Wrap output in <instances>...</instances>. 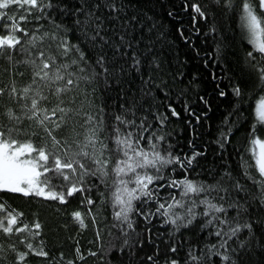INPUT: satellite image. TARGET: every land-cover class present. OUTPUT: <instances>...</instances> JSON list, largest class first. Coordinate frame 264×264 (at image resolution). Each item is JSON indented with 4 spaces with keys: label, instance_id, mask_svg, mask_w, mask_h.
<instances>
[{
    "label": "trees",
    "instance_id": "trees-1",
    "mask_svg": "<svg viewBox=\"0 0 264 264\" xmlns=\"http://www.w3.org/2000/svg\"><path fill=\"white\" fill-rule=\"evenodd\" d=\"M48 2L42 0L45 5ZM52 3L53 8L45 9L38 22L30 17L32 22L22 26L31 32L39 24L42 32L56 33L58 38L66 32L69 43L79 45L90 62L87 66L81 65L90 78L80 81L79 89L66 97V100L73 101L69 106L78 109L80 114L73 112L69 126L55 135L71 139L74 126L83 133L79 123L87 115L103 120L102 128L108 127L112 123L111 118L121 111V105L131 104L135 99L140 109L138 115L149 116L153 129L165 137L163 146L175 156L183 159L191 156L193 151L203 153L191 168L169 165L165 169L168 180L187 177L195 182L211 184L229 172L232 199L242 204L246 211L238 215V209L228 208L230 225L202 229L200 223L194 222L179 230L165 224L160 216H150L145 220L134 211L130 213L133 229H127L114 216L119 208L113 207L112 192L115 189L112 176L106 183L92 178L88 181L90 191L78 192L68 197L66 203L0 191V204L5 209L0 212V219L8 213L22 214L14 228L27 225L23 232L14 230L11 234H4L0 231V264H69V261L72 264H150L148 256H153L156 264H171L172 260L177 264H264V177L257 170L251 145L254 136H264V123L257 120L255 113L256 102L264 97V81L260 79L264 70V54L253 49L241 28L242 0H232L230 8L224 0L220 4L214 0H115L121 9L119 12L105 7V0H52ZM97 3L101 5L98 9L94 7ZM193 3L204 5L202 10L206 11V18H200L192 11ZM82 5V11L93 10L101 17L105 29L103 34L111 37L112 41L119 43V36L125 34L126 40L133 44L132 50L125 49L127 55L117 53L113 56V49H105L111 75L100 74L91 78L98 49L91 47L76 24L78 18L85 19L76 11ZM0 11L17 18L24 14L15 5ZM33 11L34 15H41ZM193 16L197 19L193 20ZM5 23H8L7 18ZM57 25L61 27L57 28ZM0 34H6L3 24H0ZM57 43L58 39H46L43 46L48 48L51 45V52L57 53ZM132 51L142 62L139 72L132 67ZM249 52L253 55L249 56ZM11 57L9 59L8 50L0 54V88L4 89L0 96V113L12 109L16 115L24 117L21 106L30 104V99H13L9 92L15 86L17 93L21 94L22 89L32 83L33 68L21 62L26 53L19 47ZM73 58H76L73 53L60 57L68 63ZM74 69H77L76 65H72L69 71ZM95 71L102 73L99 68ZM149 78L152 81L151 95L143 97L142 90L148 87L144 81ZM37 86L33 85L34 88ZM237 88L240 89L239 95L235 94ZM43 91L49 99L41 101V107H55L56 97L48 88ZM169 104L179 113L178 117H173L168 111ZM186 105L195 115L185 110ZM145 109L149 111L146 113ZM156 112L168 116L162 128L153 118ZM0 124L6 134L9 128L22 129L20 133H11V137L20 143L31 140L34 144H42L48 140L50 144L47 133L34 120L22 118L16 122L2 115ZM33 132H38L39 136H33ZM221 132L227 134L223 149L216 143ZM104 135L107 133L100 138L104 139ZM80 139H83L82 135ZM108 143L114 146L111 141ZM236 182L242 186V191L232 189L231 185ZM52 183L57 186L53 190L59 191L65 182L61 177ZM180 191L179 188H165L160 191V196L167 198L169 193H174L179 199ZM88 198L94 201L92 205L87 204ZM133 203L145 213L155 212V201ZM203 210V206L197 208L198 212ZM75 211L82 213L85 228L81 229L73 219ZM174 211L182 213L183 209ZM217 215L225 217L223 213ZM198 219L203 222L205 218ZM37 222L41 224L40 229L34 227ZM245 223L250 228L243 227ZM237 226H240L237 236L225 248H219L220 238L214 234L217 228L227 231L229 227ZM37 232L39 235H35ZM241 241H245L246 246L242 247ZM28 243L33 244L36 250L43 248L48 255L42 257L29 252ZM21 252L28 253L23 261L18 256ZM93 252L95 255L90 254ZM224 255H228L231 262L224 260ZM193 256L197 259L194 260Z\"/></svg>",
    "mask_w": 264,
    "mask_h": 264
},
{
    "label": "snow or ice",
    "instance_id": "snow-or-ice-1",
    "mask_svg": "<svg viewBox=\"0 0 264 264\" xmlns=\"http://www.w3.org/2000/svg\"><path fill=\"white\" fill-rule=\"evenodd\" d=\"M214 2L220 4L222 0H214ZM224 2L227 7H232V0H224ZM14 5L24 14L17 18L14 15H9L6 11H0V24H3L6 33L0 34V54L8 50L9 59H11V53L16 52L18 47L21 52L26 53L25 59L21 62L32 66V83L25 86L21 94H18L17 89L13 86L9 95L13 99H30V104L26 103L21 106L24 117L16 115L12 109H8L6 113H0V116L6 115L10 121L16 122L22 118L36 121L37 126L47 133L50 144L48 140L42 144H34L31 140L20 143L11 137V133L13 131L20 133L22 129L9 128L6 134L2 130L3 125L0 124V191L20 193L25 197L34 195L66 203L68 197H72L78 192L90 191L88 181L92 178L106 183L112 176V186L115 189L112 192L113 207L119 208L118 211H115L114 216L121 225H126L127 229H133L130 213L134 211L144 216L145 220H148L150 216H160L165 224L173 225L176 230L181 227L187 228L194 222L200 223L202 229L230 225L231 221L227 218L228 208L238 209V215L240 212L246 211L242 204L232 199L229 191V182L232 178L229 172H225L211 184L195 182L187 177L180 180H168L165 169L169 165L179 164L181 168H191L197 157L203 153L193 151L191 156H186L183 159L175 156L170 149L163 146L165 137L153 129L149 116L147 114L138 115L140 109L135 99L131 104L121 105V111L111 118L112 123L108 127L102 128L103 120H97L92 115H87L79 123V128L84 129L83 133L74 126L71 139L63 136L58 138L55 133L69 126L71 114L73 112L76 115L80 114L78 109L69 106L73 104V101L66 100V97L69 93L79 89L80 81H87L90 78L85 73V67L81 66H87L90 62L79 45L69 43L66 32L64 36L58 38L56 33L42 32V25L37 24L31 32L27 27L22 26L32 22L30 17L38 22L44 15L45 9L53 8L52 0H49L46 5L42 3V0H0V10L9 9ZM100 6V3H97L94 7L98 9ZM104 6L110 8L112 12L121 10L117 7L115 0H105ZM203 8L204 5L199 3L191 5L194 13L198 14L200 18H206L207 13L202 10ZM82 9L83 5L76 11L83 14L85 19L82 21L78 18L76 24L80 26L82 35L91 47L98 49L95 62L92 65L91 78L100 74L111 75L105 49H113V56H116L117 53L127 55L125 49L132 50L133 44L126 40L125 34L119 36V43L112 41L111 37L103 34L105 29L101 17L96 15L93 10L85 12ZM33 10L40 12L41 15H34ZM5 18L8 23H5ZM196 19L197 17L193 16V20ZM240 20L241 28L246 32L253 49L264 54V0H242ZM60 27L57 25V28ZM18 33L22 35H18ZM46 39H58L57 53L51 52V45L48 48L43 46ZM148 47L150 48L151 45ZM69 53H73L76 57L71 59L70 63L60 59V57H68ZM248 55L252 56L253 53L249 52ZM132 61V67L139 72L142 62L135 51H132ZM72 65H76L77 69L69 71ZM96 68L101 69L102 73L96 72ZM260 79L264 81V70L261 71ZM144 84L148 87L147 90H142L143 97L150 96L151 78L145 80ZM33 85L38 86L34 88ZM44 88H48L50 94L56 97L57 103L51 109L41 107V101L49 99V96L44 94ZM3 94L4 89L0 88V96ZM235 94H240L239 88L235 89ZM220 95L223 96L224 92L221 91ZM201 100L207 104L203 97ZM185 110L189 111L187 105ZM144 111L147 113L149 110L145 109ZM168 111L173 117L179 116L171 104L168 105ZM189 114L195 115L190 111ZM256 116L260 123H264V97H261L257 103ZM153 118L162 128L168 116L166 113L156 112L153 114ZM196 119L199 121L200 117L197 116ZM104 133L107 135L101 139L100 136ZM32 135L39 136V133L33 132ZM81 135L83 139H80ZM220 136L221 138L216 143L223 149L227 142V134L221 132ZM108 141H111L114 146H110ZM251 145L257 170L260 176L264 177V140L254 136ZM49 173L52 175H48ZM61 177L65 182L64 185L60 186L59 191L53 190L57 186L52 181ZM231 187L233 190H243L239 182L232 184ZM165 188H179L181 190L180 198L178 199L174 193H169L167 198L161 197L160 191ZM212 193L217 195H212ZM220 193L225 195H219ZM134 201L141 204L155 201V212H143L138 206H134ZM86 202L89 205L94 203L91 198H88ZM201 206L204 210L198 212L197 208ZM176 208L183 209V212H175ZM4 210V205L0 204V212ZM218 213L225 214V217L222 218L217 215ZM19 215L22 214L8 213L4 219H0V231L4 234H11L14 230L16 232L25 231L27 225L24 228H14ZM72 216L81 229L86 227L80 211L73 212ZM200 217L205 218L203 222L199 221ZM34 227L40 229L41 224L37 222ZM243 227L250 228V225L245 223ZM239 231L240 226L229 227L227 231L217 228L214 234L220 238L219 248L229 245V241L236 237ZM35 235H39V233L37 232ZM21 242L23 243V241ZM240 244L242 247L246 246L245 241H241ZM26 246L29 252L37 256L46 257L48 255L43 248L36 250L31 243ZM212 247L215 248L216 245ZM13 251H15V246H13ZM172 251L175 252L176 249L173 248ZM232 251L235 252L236 249H232ZM90 254L95 255L94 252ZM27 255L28 253L24 252L18 253L19 260L23 261ZM80 258L83 259L82 256ZM192 258L197 259L195 256ZM223 259L231 262L228 255H224ZM147 260L150 264H156L153 256H148ZM69 264L72 262L69 261ZM171 264H177V262L172 260ZM231 264H235V262H231Z\"/></svg>",
    "mask_w": 264,
    "mask_h": 264
},
{
    "label": "rangeland",
    "instance_id": "rangeland-1",
    "mask_svg": "<svg viewBox=\"0 0 264 264\" xmlns=\"http://www.w3.org/2000/svg\"><path fill=\"white\" fill-rule=\"evenodd\" d=\"M260 99L258 101H260ZM258 101L256 102V105H255V113H256V106H257ZM257 138H260V139L264 140V136L263 137H257ZM257 151H258V149H257Z\"/></svg>",
    "mask_w": 264,
    "mask_h": 264
}]
</instances>
